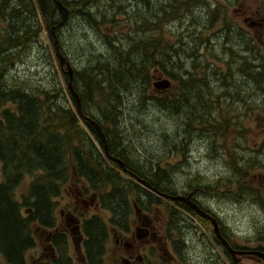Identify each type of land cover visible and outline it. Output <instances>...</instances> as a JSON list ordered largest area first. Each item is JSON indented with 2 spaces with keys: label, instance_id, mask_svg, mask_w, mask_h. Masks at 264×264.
Wrapping results in <instances>:
<instances>
[{
  "label": "trees",
  "instance_id": "trees-1",
  "mask_svg": "<svg viewBox=\"0 0 264 264\" xmlns=\"http://www.w3.org/2000/svg\"><path fill=\"white\" fill-rule=\"evenodd\" d=\"M17 1L18 7L12 10L9 7L10 0H0V22L8 23L6 34L0 36V110L4 111L2 128L11 145L4 157L9 159V167L17 166L18 174L23 168L33 174H45L39 181L44 185L37 183L34 186L35 196L42 193L46 197L56 194L55 181L64 174L65 183L78 185L84 194H98L102 205L128 206L133 195L153 199L159 205L162 202L159 197L142 188L137 180L122 178L118 163L108 161L103 141L101 142L95 128L87 120L77 116L75 99L66 85L63 86V83H67V76L59 64L56 66L58 77L53 90H38L33 94L22 86L17 87V90H9L6 82L7 71L13 70L15 60L23 50L29 48L32 39L36 44L46 32L53 44V27H57L55 36L61 50H64L63 31L78 29V23L94 31L98 42L103 45L104 51L99 48L100 55L92 53L87 58V62L89 58L91 62L87 65L85 63L82 69H76L71 63L74 70L73 89L81 100L83 114L102 129L108 155L122 161L129 174L147 182V186L140 184L155 194L176 195L181 192L175 187L173 174L185 164L184 156L189 155L187 144L180 134V121L185 110L192 117L196 110L200 112L193 120H201L198 122L206 125L205 130L210 134L204 136H207L212 150L221 146L220 139L229 127L237 126L227 125L223 129L219 112L225 98L209 89L210 83L215 79L220 83L227 77H223V70L218 66L219 54L209 48L210 38L205 42L198 40L203 39L201 33L208 25L195 21L197 14L192 12V7L204 4V0H164L157 7H151L148 0H59L67 10L63 27L59 26L62 14L53 0ZM140 7H146L147 11L139 12ZM220 7L222 6L212 10L211 21ZM201 9L205 10L204 7ZM176 19L181 22L180 29L194 31L187 33L185 37L177 30L175 31L178 35L169 34L165 25ZM187 22L191 25L185 27ZM227 32L229 31L222 32L220 38L224 40ZM8 35L10 39L5 40ZM191 36H195L202 48L191 47L192 44L187 40ZM238 37L242 39L240 34ZM17 43L20 49L17 48ZM244 45L250 50V46ZM252 50L256 51L255 48ZM208 55L213 60L212 64L206 59ZM247 65L252 69L249 78L257 85L264 82V64L255 59V63ZM159 74L173 81V86L160 94L153 92L151 88ZM61 80L63 83H60ZM49 87L51 89V85ZM250 90L257 92L252 85ZM125 97H131L139 111L155 108L178 122L176 136L179 143H175L179 145L174 146V142L165 136L169 134L168 131L163 136L160 133L158 137L159 141H163L166 153L163 160H167L169 164L166 168L162 159L156 157L150 159L152 165L149 168L143 169V164L132 159L133 152L129 154V148L124 147L123 141L127 139L129 130L123 129L126 124L122 121L120 104ZM175 155L183 158L179 166L171 162ZM16 158V161H11ZM229 166L232 171L225 178L226 184L234 181L237 169H243V176L247 172L244 170L245 164L237 168L230 162ZM197 179L199 178L191 175L182 192L189 187L205 189L202 186L203 180L199 179V182ZM216 185L217 182H214V186L209 188L210 194ZM253 186L255 187L254 184ZM254 187L242 184L239 191L244 199H252L263 206L258 202L259 192L255 193ZM225 196L232 197L231 194ZM231 200L241 199L232 197ZM44 205L42 194L39 206ZM14 207L7 197L1 198L0 235L5 238L3 243L6 248L12 251L16 247L17 252ZM97 225L101 223L98 221Z\"/></svg>",
  "mask_w": 264,
  "mask_h": 264
},
{
  "label": "flooded vegetation",
  "instance_id": "flooded-vegetation-1",
  "mask_svg": "<svg viewBox=\"0 0 264 264\" xmlns=\"http://www.w3.org/2000/svg\"><path fill=\"white\" fill-rule=\"evenodd\" d=\"M234 1L220 0L221 4L227 2L234 4ZM208 3L212 1L208 0ZM243 6H237L235 9L240 23L237 20L235 25L224 20L222 23L224 29L221 33L229 30L233 31L230 33H239L244 44L250 46V52L254 54L255 51L252 48H256L255 39L258 35L256 32L260 31L264 36V16H261L258 11H247ZM6 27V23L0 22V36L6 34ZM247 36L249 39H246ZM213 42L210 41V45L214 46ZM224 44H226L225 41ZM249 59L252 60L251 55ZM226 60L225 58L224 61ZM207 61L210 64L213 63L209 55ZM221 62L219 55V65L224 77L226 67L230 66L228 63L223 65ZM227 103L228 100H224L220 105L219 115L223 129L227 127L223 119L229 109ZM3 112L0 110V200L7 197L9 202L15 205L13 214L17 224L16 244L18 246L17 252L16 247L12 251L8 250L3 243L5 238L0 235V264H238L241 259L264 264L259 256L242 254V252L251 251L264 254V237L255 238L259 244L254 248H237L224 232L218 216L210 209L203 207L204 198L231 200L235 197H226L225 193L221 194L220 189L213 190L210 194L209 188L214 186V182H217V187L226 184L225 178L229 172L221 177L215 175L211 181H205L204 177L202 186H205V189L203 190L189 187L185 192L176 193V195L190 197V201L199 206L205 217L183 203L181 204L185 207H181L178 204L180 202L168 198L170 194L159 193V196L148 190L140 184V180L143 179L131 176V173L129 174V171L119 164L122 178L137 180V183L151 195L159 197L161 204L144 196L139 198V195H133L130 197L128 206L102 205V199L98 194H84L78 185L65 183L63 174L55 181L57 193L47 197L42 193L45 205L39 206V198L42 194L37 197L33 191L37 183L44 185L39 181L45 177V174H33L27 168H23V171L18 174L17 166L9 167V159L4 155L11 145L6 140V132L2 128ZM239 113L241 112L234 111V116L238 117ZM260 114L264 116V111ZM230 128L238 132L242 130L238 126ZM243 142L241 138H236L233 139L229 149L226 150L225 146H222L219 149L218 158L224 160L228 171L230 166L227 163L232 160V163L235 161L237 168L246 163L244 170L248 168V170L262 169L264 171V141L253 143L250 147ZM245 152V155L240 156ZM16 160L17 158L11 159V161ZM241 174L242 172L238 175ZM253 184L256 186L255 183ZM68 187L70 188L67 190ZM253 204L257 209L264 210V206H260L257 202ZM160 207L164 211L162 219L160 212L158 217L155 214ZM98 221L101 225H97ZM224 241L232 250L241 253H230ZM201 247L204 248L203 255L198 252Z\"/></svg>",
  "mask_w": 264,
  "mask_h": 264
},
{
  "label": "rangeland",
  "instance_id": "rangeland-1",
  "mask_svg": "<svg viewBox=\"0 0 264 264\" xmlns=\"http://www.w3.org/2000/svg\"><path fill=\"white\" fill-rule=\"evenodd\" d=\"M148 1L151 7H157L158 4L164 0ZM204 1L205 3L200 6L204 7L205 10L201 9L202 7L200 6L192 7V12L197 14L195 21L204 22L208 25V28L203 29L201 33L203 39L201 38L198 40L202 42H205L209 38L211 41L215 40L213 42L214 46L210 45L209 48H211L212 52L220 55V61H222L221 63L223 65L230 63V72H228L229 68L226 67V74L224 76L227 78H224L220 83L215 79L214 82L210 83L209 89L217 95L222 94L225 100H230L227 103L229 109L223 117L225 124L229 126L237 125L242 129L239 134L238 131H234L229 127L224 133L222 143L225 147H231L233 139L241 138L244 141L243 144L250 147L253 143L264 141V116L260 114V112L264 111V82L257 85V83L249 78L252 69L248 67L247 63H255V59H259V63L264 64V36L260 31L256 32L258 35L255 39L256 51L254 55L250 52L249 48L244 45L243 40L239 39V35L236 32L230 33L233 31L229 30L224 40L220 38V35L221 31L224 29V27H222L224 20L228 23H234L235 25L237 24V20L240 23V19L237 17V12L235 10L237 6L244 5L243 8L245 10L251 12L258 11L261 16H264V0H235L232 5H228L227 3L221 4L220 0H217L219 2L218 4H215L216 0H211L212 3H208V0ZM18 5L19 2L17 0H10L9 7L12 10L16 9ZM217 6L222 7L218 9L216 16L213 17L210 22L209 17L212 14V10ZM138 10L139 12L143 10L147 11V8L140 7ZM176 21H172L170 24L165 25V30L169 32V34L176 35L177 33L175 30H177L181 32L182 37H185L184 35L194 31L193 29H180L181 22L180 20ZM189 25H191L189 22L184 24L185 27ZM63 32V45L66 57L70 63L76 66V69L80 70L90 63L91 59L89 58L87 62V58L92 53H99L100 55L101 51H104V47L98 42V38L94 34V31L82 24L78 23V29L72 28L69 29L68 32ZM246 39H249V37L247 36ZM187 40L188 42L190 41L189 44H192L191 47L193 49L202 48V44L197 41L195 36H191ZM224 41L226 44H224ZM217 42L219 43L218 45ZM30 47L33 48L29 50ZM17 48H19L18 43ZM29 48L20 53L19 57L15 60L13 70L7 71L6 82L9 90H17V87L20 86L32 94L33 92L36 93L38 90H53L56 78L58 77L56 71L58 59L55 57L54 45L48 33L44 32L39 42L36 44L33 43L32 39ZM99 48L101 51L99 50L98 52ZM61 49L62 47H59L58 50L61 52ZM250 55L252 56V60L249 59ZM225 58L227 59L226 61H224ZM218 66L220 67L221 65ZM243 70L245 71L244 73L242 72ZM60 83H63V80H61ZM218 84L221 86L219 87ZM50 85L51 89L49 87ZM65 85L66 84L63 83L64 87ZM251 85L252 88L255 87L257 92L250 90ZM63 99L64 97L62 100ZM120 108L122 110V121L126 124V128L123 129L129 130L127 139L123 141V144L124 147L129 148V154L133 152L132 159L138 160L143 164L141 165L143 169H147L152 165L150 159L159 157L162 159V163L166 168L169 164L167 160H163L166 158V153L163 149V141H159L158 137L160 133L162 135L165 131H168L169 134L165 136H168L174 142V146L179 145L175 143H179L176 136L178 122L155 108L148 109L147 111H139L131 97H125L120 104ZM187 111L188 110L184 111L185 114L180 121V134L187 144L189 155L184 156L185 164L179 170H175L176 173L173 174V181L178 191L185 190V184L191 175L200 180H203L205 177V181H211L215 175L221 177V175L224 176L225 173H231L232 171V167H230L228 171L224 160L217 157L219 155L218 148L212 150L209 146V140L207 136H204L210 134L205 130L206 125L198 122L201 120H193L200 112L196 110L194 112L195 116L192 117L190 112ZM234 111H239L241 113H239L238 117H235ZM231 130L233 132H231ZM245 154L246 152L243 153V155ZM182 159L180 155H175V157L171 159V162L174 163L173 165L179 166ZM246 170L252 173L246 172L244 176L242 174L238 175L243 171V169H239L238 172L234 173L236 175L233 177L234 181L231 184L214 187V191L220 189L222 190L221 194H231L241 200L204 198L205 203H202L203 207L210 209L218 216L221 220L224 232L237 248H254L258 246V242L254 240L256 235L257 237H264V210L257 209L252 199H244L239 191L240 185L249 184L254 187L253 183H255V193L259 192V200L258 198L257 200L264 206V171L262 169L248 170V168ZM220 172L223 173L221 174ZM199 179H197V181L200 182ZM229 186L233 188L230 189L228 188ZM158 212H160V218L162 219L164 214L163 209L160 207L159 210L156 211L155 214L157 217ZM198 252L200 255H203L204 248L201 247ZM238 264L257 263L249 259H241Z\"/></svg>",
  "mask_w": 264,
  "mask_h": 264
},
{
  "label": "water",
  "instance_id": "water-1",
  "mask_svg": "<svg viewBox=\"0 0 264 264\" xmlns=\"http://www.w3.org/2000/svg\"><path fill=\"white\" fill-rule=\"evenodd\" d=\"M53 2L57 6L58 11L62 14L61 23H63L65 21L66 15H67V10H66V8L62 5V3L59 0H53ZM56 28L57 27H53L52 28V30H53L52 35H53V38H54L53 39V45H54V50H55L54 53H55V57L58 59L59 66L63 70V73L65 74V76H67V84H66V86H67L68 91L72 94L73 98L76 101V114H78V116L80 118L88 120L95 127V130L97 131V133L99 134V136L101 137V139L103 141V149H104V152H105V155L107 156V158L109 160H111V161H114V162L118 163L123 169H125L124 168V163L122 161H120L119 159L110 157L108 155L107 148H106V140H105L104 133H103L102 129L100 128V126L94 120H92L91 118L85 117V115L82 112L81 100H80L79 96L76 94V92L73 89L74 70H73V67L71 66V64L68 61L66 62L67 58L65 59V57H63V53L60 52V50H58L59 49V47H58L59 43H57V40H56V38L54 36ZM57 47H58V49H57ZM153 85H154L155 89L167 90V89L170 88L171 82L168 79H163V80H159L158 82H155ZM140 183L144 184L146 186L148 185V183L145 182L144 180H140ZM168 198L173 200V201L181 202L184 205L193 208L197 213H199L203 217H205V214L202 212V210L197 205H195L193 202L190 201V197L182 196V195H170V196H168ZM224 242H225L226 246L228 247V251L230 253L231 252H237V251L232 250L229 247V245H228V243L226 241H224ZM237 253L240 254L241 252H237ZM242 254L249 255V256L250 255L259 256L264 261V254L256 252V251L242 252Z\"/></svg>",
  "mask_w": 264,
  "mask_h": 264
},
{
  "label": "bare ground",
  "instance_id": "bare-ground-1",
  "mask_svg": "<svg viewBox=\"0 0 264 264\" xmlns=\"http://www.w3.org/2000/svg\"><path fill=\"white\" fill-rule=\"evenodd\" d=\"M64 22H65V21H64ZM64 22H63V23L60 22V23H59V26H60V27H63V26H64V25H63ZM7 24H8V23H7ZM9 39H10V37H9V35H8L7 38H6L5 40H9ZM5 40H3V41H5ZM3 41H2V42H3ZM2 42H1V43H2ZM239 120H240V119H239ZM230 121H233V120H230ZM237 129L239 130V128H237ZM229 130H230V129H229ZM234 131H235V130H234ZM231 132H233V131L231 130ZM229 133H230V132H229ZM238 133H239V132H238ZM240 133H241V132H240ZM240 133H239V134H240ZM135 134H136V133H135ZM234 142H235V141H234ZM239 145H240V144H239ZM225 148H226V147H225ZM228 149H229V148H228ZM243 149H244V148H243ZM226 150H227V148H226ZM234 151H235V150H234ZM235 152H236V151H235ZM235 152H234V153H235ZM242 155H243V154H242ZM239 157H240V156H239ZM248 157H249V156H248ZM257 158H258V156H257ZM229 159H230V158H229ZM243 159H244V158H243ZM245 159H246V158H245ZM262 159H263V158H262ZM230 160H231V159H230ZM236 160H237V159H236ZM251 160H253V159H251ZM242 161H243V160H242ZM242 161H241V162H242ZM232 162H233V160H232ZM237 162H238V161H237ZM234 163H235V161H234ZM240 164H241V163H240ZM245 164H246V163H245ZM235 165H236V163H235ZM242 165H243V164H242ZM237 167H238V166H237ZM221 170H222V169H221ZM220 173H221V172H220ZM222 173H223V172H222ZM222 173H221V174H222ZM240 173H241V172H240ZM221 176H222V175H221ZM231 176H232V175H231ZM222 178H223V177H222ZM218 179H220V178H218ZM209 180H210V179H209ZM236 180H237V178H236ZM214 181H215V180H214ZM204 182H205V181H204ZM207 183H208V182H207ZM202 184H203V183H202ZM191 194H192V193H191ZM179 195H180V194H179ZM181 195H182V194H181ZM190 199H191V198H190ZM200 201H201V200H200ZM180 203H181V202H180ZM198 205H199V204H198ZM198 207H199V206H198ZM254 231H255V230H254ZM227 232H228V231H227ZM246 232H248V231H246ZM229 233H230V232H229ZM257 233H258V232H257ZM247 234H248V233H247ZM232 235H233V234H232ZM252 235H254V234H252ZM247 236H248V235H247ZM247 236H246V237H247ZM256 236H257V235H256ZM246 237H245V238H246ZM250 237H251V236H250ZM242 238H243V237H242ZM247 238H248V237H247ZM247 238H246V239H247ZM255 238H257V237H255ZM243 239H244V238H243ZM247 240H249V239H247ZM250 240H251V239H250ZM254 240H255V239H254ZM256 243H257V242H256ZM258 244H259V243H258Z\"/></svg>",
  "mask_w": 264,
  "mask_h": 264
}]
</instances>
